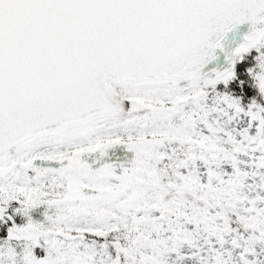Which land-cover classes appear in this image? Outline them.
<instances>
[{
    "label": "snow or ice",
    "instance_id": "1",
    "mask_svg": "<svg viewBox=\"0 0 264 264\" xmlns=\"http://www.w3.org/2000/svg\"><path fill=\"white\" fill-rule=\"evenodd\" d=\"M0 264H264V0H0Z\"/></svg>",
    "mask_w": 264,
    "mask_h": 264
}]
</instances>
